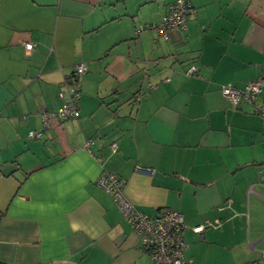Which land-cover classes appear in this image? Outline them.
<instances>
[{
  "label": "crops",
  "instance_id": "0c3cea01",
  "mask_svg": "<svg viewBox=\"0 0 264 264\" xmlns=\"http://www.w3.org/2000/svg\"><path fill=\"white\" fill-rule=\"evenodd\" d=\"M174 1L0 0V264H151L104 172L184 215L192 264H264V118L222 92L264 82V0H190L168 40L138 32ZM80 63V116L54 117Z\"/></svg>",
  "mask_w": 264,
  "mask_h": 264
},
{
  "label": "built area",
  "instance_id": "2783aa9c",
  "mask_svg": "<svg viewBox=\"0 0 264 264\" xmlns=\"http://www.w3.org/2000/svg\"><path fill=\"white\" fill-rule=\"evenodd\" d=\"M190 0H175L169 7L163 19L149 26L157 30L164 39L169 38V31L176 27L186 28L189 16L195 13ZM139 29H145L143 25ZM26 50L34 49V43L26 42ZM87 71L85 63L75 66L74 75L76 79L65 89L60 90L58 97L62 100V105L54 117L62 120L74 119L80 116L77 106V99L80 97V76ZM197 67L190 66L186 70L187 75H195ZM264 82L262 80L250 81L245 88H237L231 85L222 86L224 96L233 106H240L243 103L254 105L257 113L264 118V105L258 104V97L263 91ZM68 96V97H67ZM52 114H44L45 124H49ZM31 136H39V132L31 131ZM117 149V145L113 144ZM138 170L150 173V169L137 167ZM98 184L103 187L113 198L116 206L121 211L124 219L131 224L133 229L141 236L142 248L150 256L151 264H192L191 259L185 257L187 242L183 236L185 228L184 215L173 209H163L156 216H148L139 211L136 206L125 195V182L115 172H104L98 178ZM212 223L200 224L193 228L196 233H202L206 226Z\"/></svg>",
  "mask_w": 264,
  "mask_h": 264
},
{
  "label": "trees",
  "instance_id": "16d2710c",
  "mask_svg": "<svg viewBox=\"0 0 264 264\" xmlns=\"http://www.w3.org/2000/svg\"><path fill=\"white\" fill-rule=\"evenodd\" d=\"M194 7V6H193ZM150 25V24H149ZM149 25H143L144 27H145V29H149L150 28V26ZM145 29H138V32H141V31H143V30H145ZM158 32V31H157ZM159 33V32H158ZM160 34V33H159ZM160 36H161V34H160ZM166 40V39H165ZM168 40V39H167ZM76 77L77 76H75L74 74L72 75V78H71V82L70 83H72L75 79H76ZM80 92H81V90H80ZM33 137H35V136H33Z\"/></svg>",
  "mask_w": 264,
  "mask_h": 264
}]
</instances>
